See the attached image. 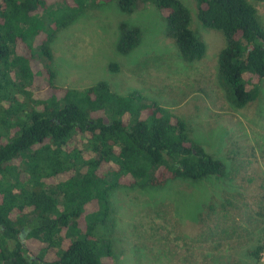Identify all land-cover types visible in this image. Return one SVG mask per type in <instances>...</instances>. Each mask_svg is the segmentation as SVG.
Listing matches in <instances>:
<instances>
[{
    "label": "trees",
    "instance_id": "16d2710c",
    "mask_svg": "<svg viewBox=\"0 0 264 264\" xmlns=\"http://www.w3.org/2000/svg\"><path fill=\"white\" fill-rule=\"evenodd\" d=\"M56 1L0 0V264H115L96 229L107 226L116 189L196 184L224 177L225 166L189 138L181 118L136 93L117 95L104 81L82 91L57 86L50 43L89 5L115 1L129 14L152 4L184 61H201L206 47L181 0ZM195 2L203 27L224 36L225 98L245 109L264 81V20L249 0ZM140 42L138 27L120 25L118 54ZM263 253L258 240L249 256L261 264Z\"/></svg>",
    "mask_w": 264,
    "mask_h": 264
},
{
    "label": "rangeland",
    "instance_id": "374dc122",
    "mask_svg": "<svg viewBox=\"0 0 264 264\" xmlns=\"http://www.w3.org/2000/svg\"><path fill=\"white\" fill-rule=\"evenodd\" d=\"M249 1L264 20V2ZM181 2L206 47L199 62L180 57L150 3L130 14L115 1L89 5L50 43L57 86L82 91L104 81L117 95L136 93L181 118L189 138L225 166L224 177L196 184L116 189L107 226L96 235L109 241L115 264H256L249 251L264 241V81L255 102L233 109L218 80L224 36L203 27L195 0ZM122 23L141 31L128 55L116 51Z\"/></svg>",
    "mask_w": 264,
    "mask_h": 264
}]
</instances>
